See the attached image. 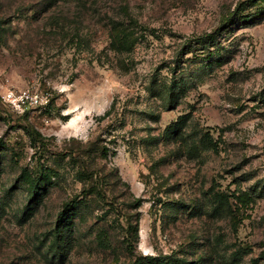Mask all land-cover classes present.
<instances>
[{
	"label": "rangeland",
	"instance_id": "374dc122",
	"mask_svg": "<svg viewBox=\"0 0 264 264\" xmlns=\"http://www.w3.org/2000/svg\"><path fill=\"white\" fill-rule=\"evenodd\" d=\"M0 264H264V0H0Z\"/></svg>",
	"mask_w": 264,
	"mask_h": 264
},
{
	"label": "built area",
	"instance_id": "2783aa9c",
	"mask_svg": "<svg viewBox=\"0 0 264 264\" xmlns=\"http://www.w3.org/2000/svg\"><path fill=\"white\" fill-rule=\"evenodd\" d=\"M3 99L15 111L21 110L27 103L31 105L43 103L45 105L48 102L47 98H42V96H39L38 94H30L29 91H22L19 94H16L13 91H8L3 96Z\"/></svg>",
	"mask_w": 264,
	"mask_h": 264
},
{
	"label": "trees",
	"instance_id": "16d2710c",
	"mask_svg": "<svg viewBox=\"0 0 264 264\" xmlns=\"http://www.w3.org/2000/svg\"><path fill=\"white\" fill-rule=\"evenodd\" d=\"M114 44H115V41H114ZM106 115H107V113H106ZM212 144L214 146L213 142H212ZM44 186H45L44 176H43V174L42 175L40 174V176H38V178L36 179L33 190H32V195H33L32 200H35L37 198V194H39L40 191L44 189ZM76 206H78V203L72 204L70 206V210H73ZM62 215H63V213H61L60 217Z\"/></svg>",
	"mask_w": 264,
	"mask_h": 264
}]
</instances>
